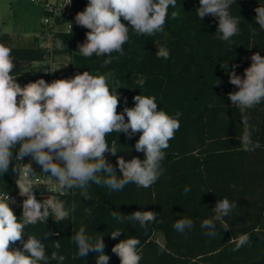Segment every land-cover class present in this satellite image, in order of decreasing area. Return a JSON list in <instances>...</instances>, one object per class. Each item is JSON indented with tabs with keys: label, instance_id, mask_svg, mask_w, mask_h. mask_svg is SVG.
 I'll list each match as a JSON object with an SVG mask.
<instances>
[{
	"label": "trees",
	"instance_id": "obj_1",
	"mask_svg": "<svg viewBox=\"0 0 264 264\" xmlns=\"http://www.w3.org/2000/svg\"><path fill=\"white\" fill-rule=\"evenodd\" d=\"M87 3L88 0H74L73 12L66 18L71 21L72 30L59 32L54 37L64 42L56 52L70 57L68 72L51 74L44 66L36 65L49 55L48 47L39 45L38 36L27 44H16L9 33L0 32V43L11 48L15 57L13 73L28 70L29 82L43 78L51 83L84 71L92 75L112 72L110 87L115 88L116 81L121 87L117 89L120 94L118 113L123 112L125 106L133 107L136 95L154 96L158 107L169 115L181 113L180 128L165 150L162 175L151 187L129 184L122 191L110 192L107 187L90 183L87 198L81 189L65 190L59 200L70 210L69 217L57 223L50 216L44 223L29 225L24 239L28 234L37 236L45 244L49 257L51 252L57 251L53 241L58 240L59 254L66 257L63 264H96L94 252L83 258L77 255L71 236L80 227H85L94 237L103 236L109 264H120L111 249L131 236L141 241L138 246L142 255L140 264H264V103L241 113L228 98V93L238 91L229 83L228 72L236 66V74L243 77L244 70L251 65V55L259 52L264 56V29H260L254 19V9L264 5V0H236L231 6V15L240 20V31L230 42L216 38L217 18L206 16L199 20L196 14L199 0H177L175 8L168 9L162 33L153 37L137 36L130 30L129 40L124 45L125 54L112 53L118 58L103 67L107 56L86 58L78 50L89 30L76 25L74 18ZM173 11L177 13L175 19L171 17ZM122 22L130 27L126 21ZM158 45L168 47L171 53L168 60L156 58ZM226 66L227 70L223 68ZM141 77L146 81L143 87L136 84ZM216 79L221 81L219 86L213 85ZM245 118L252 140L260 144L255 151H244L237 139L242 134ZM139 135L129 139L123 133L113 132L106 137L109 147L118 150L116 156L105 154L114 168L120 156L126 161L133 157L145 158L143 153L135 151ZM18 148L13 150L14 157ZM23 163L42 170L31 157L22 161L14 159L9 170L0 175V194L15 193L18 175L12 169H20ZM116 172L122 175L118 168ZM185 187L191 188L187 194ZM224 197L237 203L224 218L229 230L225 231L217 222L218 234L214 238L205 236L201 222L214 217L212 210ZM13 211L21 217L22 209ZM112 211L126 216L135 211H154L157 222L150 223L146 229L140 228L127 219L123 223L116 221L110 215ZM180 218L193 221V228L184 234L173 228ZM115 229L122 233L112 239L109 234ZM48 232L52 235L47 238ZM156 232L162 233L163 242L154 237ZM244 233L249 234L251 243L233 251L235 245L231 239ZM14 246L22 247L19 242ZM161 246L166 250L161 252ZM50 264L57 262L50 260Z\"/></svg>",
	"mask_w": 264,
	"mask_h": 264
},
{
	"label": "clouds",
	"instance_id": "obj_2",
	"mask_svg": "<svg viewBox=\"0 0 264 264\" xmlns=\"http://www.w3.org/2000/svg\"><path fill=\"white\" fill-rule=\"evenodd\" d=\"M236 0H199L196 14L199 20L206 16L218 19L216 38L230 42L240 31V20L231 15L230 8ZM71 0H69V4ZM177 0H88L83 11L75 15V23L89 31L86 40L78 45L83 57L93 55L107 56L103 66L112 63V53L124 55V45L129 40L131 30L137 36L153 37L164 31L169 7L175 8ZM255 22L264 29V5L254 9ZM173 11L171 17L175 19ZM122 21H126L129 26ZM255 30H253V35ZM63 41H57V47H62ZM157 59L168 60L171 56L166 45L156 46ZM251 65L244 70L243 77L236 74L235 67L228 72L229 83L238 91L228 93L231 104L241 113L264 103V56L259 52L250 57ZM16 68L12 49L0 43V175L6 173L13 160L22 161L25 157L41 167L42 172L56 182L61 191L78 188L87 198V188L90 183L107 187L110 192L122 191L125 186L135 184L137 187L149 188L162 175L161 162L165 159V150L169 141L174 138L180 128V112L169 115L158 107L154 96L136 95L134 106L123 108L118 113L120 94L116 87L111 88L109 80L113 73L92 75L88 71L77 73L67 79H56L51 83L43 78L21 86L14 75ZM227 70V66L223 67ZM145 78L141 77L136 84L143 87ZM216 79L213 85L219 86ZM127 105V98H124ZM127 117V120L125 119ZM123 133L129 139L139 133L135 143V151L144 154L141 160L133 157L126 161L117 157L116 168L122 175H117L116 168L107 160L106 153L116 156L118 150L109 147L106 137L111 133ZM247 119L243 120L242 134L237 138L244 151H255L260 147L258 141L251 138ZM19 145L17 154L13 150ZM20 169L14 168L18 179L16 185L22 201V215L18 218L12 204L16 201L8 194L0 195V264H50L56 261L63 264L66 257L59 254L61 245L53 241L57 251L46 252L45 244L35 235L28 234L24 239L25 228L38 222L44 223L51 216L57 223L64 221L70 215L65 202L55 198L38 200L34 193L31 177L35 174L31 163ZM185 193L191 188L185 187ZM237 203L227 197L215 204L214 217L204 219L200 227L205 229L204 235L215 237L218 234L216 223L225 230L229 224L224 219L236 208ZM74 210V209H73ZM111 217L123 223L125 219L147 228L150 223L157 222L154 211H135L124 215L112 211ZM193 221L188 218L177 219L173 228L184 234L193 228ZM122 231L113 230L109 235L117 239ZM52 233L47 234V238ZM58 235V234H57ZM77 246V255L86 257L89 252L96 253V264H109L110 256L105 254L103 236L90 235L85 227H80L71 236ZM19 242L22 247L14 245ZM231 242L235 245L233 251L251 243L248 233L240 234ZM141 241L131 236L116 243L111 252L115 254L120 264H140L142 255L138 251ZM163 246L160 251L163 252Z\"/></svg>",
	"mask_w": 264,
	"mask_h": 264
},
{
	"label": "rangeland",
	"instance_id": "obj_3",
	"mask_svg": "<svg viewBox=\"0 0 264 264\" xmlns=\"http://www.w3.org/2000/svg\"><path fill=\"white\" fill-rule=\"evenodd\" d=\"M42 17V7L30 0H0V32L9 33L16 44H27L34 36H38L39 45L48 47L49 50L47 70L51 74L68 72L71 66L70 57L56 52L60 48L57 47L59 40L47 36V31L41 24ZM12 75L21 86L29 83L28 70ZM154 237L163 242L162 233L156 232Z\"/></svg>",
	"mask_w": 264,
	"mask_h": 264
},
{
	"label": "built area",
	"instance_id": "obj_4",
	"mask_svg": "<svg viewBox=\"0 0 264 264\" xmlns=\"http://www.w3.org/2000/svg\"><path fill=\"white\" fill-rule=\"evenodd\" d=\"M33 3L39 4L43 9V17L41 18V24L47 31V36L54 38L59 32H70L72 30V23L67 17L71 16L74 7V0H30ZM36 65H42L47 69V59L41 62H37ZM48 71V70H47ZM27 165L23 163L20 167V175L23 174L22 170ZM35 174L31 177L34 193L38 200L44 198L59 199V196L64 191H61L48 174L42 172V170L33 169ZM8 194L12 199L16 201L11 207L13 210L20 209L22 207V201L24 197L20 196L18 187L15 193H2L0 195Z\"/></svg>",
	"mask_w": 264,
	"mask_h": 264
}]
</instances>
